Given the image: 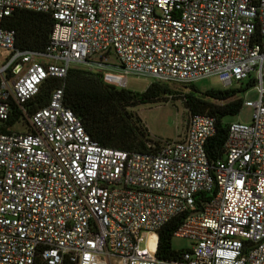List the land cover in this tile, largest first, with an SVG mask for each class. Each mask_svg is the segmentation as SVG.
<instances>
[{"label": "built area", "instance_id": "built-area-1", "mask_svg": "<svg viewBox=\"0 0 264 264\" xmlns=\"http://www.w3.org/2000/svg\"><path fill=\"white\" fill-rule=\"evenodd\" d=\"M18 9L53 15L44 51L16 47L6 19ZM0 50V122L17 106L28 124L0 131V264H264V0H0ZM74 66L228 88L254 78L259 98L244 100L252 120L229 123L216 161L217 120L200 113L182 139L128 151L88 134L64 84L29 112ZM181 215L174 236L193 245L159 259L143 244Z\"/></svg>", "mask_w": 264, "mask_h": 264}, {"label": "trees", "instance_id": "trees-1", "mask_svg": "<svg viewBox=\"0 0 264 264\" xmlns=\"http://www.w3.org/2000/svg\"><path fill=\"white\" fill-rule=\"evenodd\" d=\"M55 19L52 14L29 9H18L6 19V26L16 31V47L23 50L44 51L53 30ZM64 84V104L82 120L88 134L103 146L128 151L155 152L160 143L148 138V131L135 107L145 103L167 101L183 97L191 114H207L216 117L217 131L207 144L211 161L224 155V144L228 135V116L237 115L243 107V93L256 86L250 79L245 87L210 89L200 91L195 83L186 84L190 90L182 93L169 82L155 80L142 92L118 88L105 81L103 72L74 66L63 81L57 77L47 78L38 92L27 102L29 112L47 106L53 92ZM22 113L13 107L10 118L0 122V131H12L21 120ZM155 145L156 147H154ZM207 193L198 195V201L207 200ZM185 215L171 220L159 231L157 257L175 259L180 250L172 246L174 233L182 225ZM36 264H44L40 259ZM66 264H70L66 262Z\"/></svg>", "mask_w": 264, "mask_h": 264}, {"label": "rangeland", "instance_id": "rangeland-1", "mask_svg": "<svg viewBox=\"0 0 264 264\" xmlns=\"http://www.w3.org/2000/svg\"><path fill=\"white\" fill-rule=\"evenodd\" d=\"M1 57L9 56V53L5 50H0ZM110 60L117 62L116 57L112 54ZM104 73L105 81L108 84L114 85L118 88H127L132 91H145L155 79L144 76H125L119 71L111 72L106 71ZM127 77V84L125 85V79ZM249 80L242 82H235L234 88L245 87ZM170 85L179 90L182 93L188 92L190 89L186 87V84L170 83ZM196 87L205 92L210 89H226V86L219 77L211 76L201 79L195 82ZM244 100L256 101L259 98V93L256 86L250 88L243 93ZM135 111L139 114L143 124L147 128L148 138L154 143H164L169 140L182 139L190 117V112L184 103L183 97L172 98L171 96L167 101H161L156 103H145L135 107ZM253 108L243 105L242 109L237 115L228 116L225 121L228 123L242 122L249 123L252 120ZM28 127L26 121H20L13 127L16 131H25ZM159 236L157 233H151L148 235L146 245L152 253H156L158 250ZM193 242L189 238L173 236L172 246L176 250H182L192 247Z\"/></svg>", "mask_w": 264, "mask_h": 264}, {"label": "crops", "instance_id": "crops-1", "mask_svg": "<svg viewBox=\"0 0 264 264\" xmlns=\"http://www.w3.org/2000/svg\"><path fill=\"white\" fill-rule=\"evenodd\" d=\"M185 135H186V132H185L184 136H185ZM184 136H183V137H184Z\"/></svg>", "mask_w": 264, "mask_h": 264}]
</instances>
